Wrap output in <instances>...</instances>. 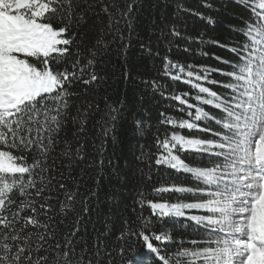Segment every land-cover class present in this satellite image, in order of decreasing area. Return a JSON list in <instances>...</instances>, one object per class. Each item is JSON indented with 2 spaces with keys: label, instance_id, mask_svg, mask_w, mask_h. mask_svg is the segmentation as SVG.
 <instances>
[{
  "label": "snow or ice",
  "instance_id": "snow-or-ice-1",
  "mask_svg": "<svg viewBox=\"0 0 264 264\" xmlns=\"http://www.w3.org/2000/svg\"><path fill=\"white\" fill-rule=\"evenodd\" d=\"M233 2L248 13L242 28L230 26L245 41L237 47L213 42L235 56V61L214 57L230 71L208 67L185 71L184 65L162 58L165 76L190 85L198 92L197 102L221 113L220 119L210 116L189 103L188 93L170 97L188 109L189 117L194 112L195 121L211 119L221 131L213 133L216 140L176 132L156 140L162 151L155 164L189 174L203 187L155 191L208 197L186 203L148 202L157 218H186L209 234L204 247L177 254L191 257L190 264H264V0ZM178 11L188 10L178 6ZM133 14V4L127 0H0V264H142L136 258L139 250L128 243L133 238L143 241V264L149 256L159 264L172 259L153 243V239L166 242L171 237L151 231L147 218L126 222L119 237L123 243L114 253L99 238L89 247L78 235L82 217L60 231L64 218L76 211L78 203L83 204L76 180L77 170L86 161L88 125L100 113L96 122L100 136L115 139L124 119L122 104L106 103L100 110L89 98L76 106L74 101L81 95L73 89L79 87L87 97L103 79L95 68L99 55L106 51L104 37L109 32L122 36L120 24L130 29ZM193 14L215 23L203 13ZM101 15L107 17L106 25ZM168 30L180 36L175 24ZM90 33L95 34L91 46ZM144 51L152 54L150 48ZM209 72L224 75L229 82L209 81ZM209 82L231 95L205 87ZM146 83L156 90L162 87L156 81ZM162 122L198 129L191 119L165 117ZM133 124L141 136L152 127L141 119H134ZM69 128L74 129L71 134ZM177 151L207 153L222 162L190 166ZM186 210L205 214L186 216ZM83 211L87 213V207Z\"/></svg>",
  "mask_w": 264,
  "mask_h": 264
},
{
  "label": "trees",
  "instance_id": "trees-1",
  "mask_svg": "<svg viewBox=\"0 0 264 264\" xmlns=\"http://www.w3.org/2000/svg\"><path fill=\"white\" fill-rule=\"evenodd\" d=\"M127 2L133 4L134 10L131 28L125 27L121 22L122 36L114 32L106 34L104 37L106 51L99 55L96 61L95 71L103 79L93 86L87 97L79 87L73 89L81 95L80 99L74 101L76 106L89 98L100 110L105 109L106 103L113 106L122 104L124 119L117 126L115 139L100 136V128L96 123L100 120V113H97L88 125L84 138L86 161L77 170L76 180L79 185V199L83 204L78 203L76 211L64 218L60 231L63 232L73 225L77 216L82 217L80 225L82 231L78 235L83 237L89 247L99 238L109 245V251L114 253L123 243L119 237L125 229L126 222L136 221L138 217L147 218L151 222V231L171 237L166 242H157L153 239L154 245L162 250L161 254L167 253L172 257L169 264H190L191 257H178L177 254L184 249L195 251L204 247L203 242L209 234L186 218H157L153 215L148 202L186 203L208 197L195 192L155 191L158 188L172 186H187L194 189L198 186L203 187L189 174L164 165L157 166L155 159L162 150L157 147L156 140L157 138L163 140L172 132L185 137L216 140L213 133L221 131L220 126L211 119L202 118L195 121L194 112L193 117H189L188 109L170 97L188 93L189 103L203 108L210 116L220 119L221 113L213 106L197 102L194 97L198 92L190 85L165 76L162 58L167 56L172 61L184 65L185 71L199 72L202 67L230 71L227 64L220 63L214 57L235 61V56L225 48L215 46L213 42L219 41L229 47H237L239 43H243L245 37L230 30V26L242 28V19L246 18L248 13L233 0H127ZM123 6L124 4L121 5ZM178 6L188 11H178ZM197 12L203 13L205 17H211L215 23H209L193 14ZM101 21L105 25L108 23L107 17L103 15ZM172 24H175L180 36H173L169 32L168 28ZM77 43H80L79 38ZM88 43L89 46L95 43V34H89ZM142 45L144 48H150L152 54L144 51ZM156 53L159 55H155ZM81 63H84L83 59ZM200 74L203 75L202 72ZM208 80L229 82L226 76L216 72H209ZM147 81H156L162 87L158 90L153 89L146 83ZM204 86L223 96L231 95L227 89L210 82ZM181 108L184 111L178 110ZM165 117L176 120L191 119L198 125V129L205 130L169 126L162 122ZM134 119L144 120L152 126L151 130L141 136L133 124ZM72 131L74 129L69 128V134ZM175 154L190 166L210 167L222 162L202 152L177 151ZM84 207H87V213L83 211ZM203 214L205 213L197 210H186V216ZM193 241L197 243L193 244ZM128 243L135 245L139 250L136 258L143 264L146 256L143 241L133 238ZM147 264L159 262L156 257L149 256ZM197 264H200V261H197Z\"/></svg>",
  "mask_w": 264,
  "mask_h": 264
}]
</instances>
